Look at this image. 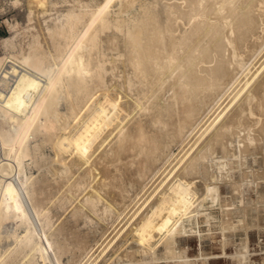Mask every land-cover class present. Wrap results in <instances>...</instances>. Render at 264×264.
<instances>
[{"label": "bare ground", "instance_id": "6f19581e", "mask_svg": "<svg viewBox=\"0 0 264 264\" xmlns=\"http://www.w3.org/2000/svg\"><path fill=\"white\" fill-rule=\"evenodd\" d=\"M10 1L25 2L28 25L14 27L3 39L0 57V109L17 121L11 138L0 135V243L13 238L3 249L0 244V264H17L19 255L27 264H48V249L36 237L50 223L55 181L46 174L38 178L33 165L62 177L77 165L89 166L87 172L100 169L94 190L79 201L93 211L106 195L126 205L132 186L143 190L145 178L151 181L160 171L153 192L137 206L141 194H135L131 214L88 264H134L109 254L123 252L129 234L126 246L140 247L150 256L147 264H206L226 255L228 234L251 228L246 212L258 217L264 211V164L256 168L248 161L261 155L264 162V0H146L139 6V0H66L70 4L56 7L54 15L49 5L57 1ZM39 13L45 23L34 19ZM153 87L159 99L170 93L164 100L140 101ZM122 91L137 96L133 115ZM173 141L182 144L179 156L164 151ZM46 143L53 155L41 151ZM252 146L260 152L252 153ZM226 184L230 192L223 195ZM81 206L71 214L77 221L86 209ZM110 207L100 208L99 219L110 215ZM60 226L57 234L74 225ZM183 228L182 236L200 240L193 257L178 242L171 248ZM216 232L221 251L203 252L201 240ZM160 244L166 248L162 259L155 251ZM252 253L245 238L227 255L235 264H251Z\"/></svg>", "mask_w": 264, "mask_h": 264}, {"label": "rangeland", "instance_id": "374dc122", "mask_svg": "<svg viewBox=\"0 0 264 264\" xmlns=\"http://www.w3.org/2000/svg\"><path fill=\"white\" fill-rule=\"evenodd\" d=\"M9 1L10 0H0V57H2L5 53L4 46L2 43L3 39L5 37H8V36L13 34L14 27H16V26L21 27V26H25V25L27 26L28 25V21L26 19L27 18V16H26L27 15V10H26L27 8H26V4H24L25 2L24 1L21 2L20 5L19 4L14 5V3H11V1L10 2ZM53 1H57V3L55 4V6L49 5V7L51 8L50 11H51L52 15L56 14L57 11H60L61 8L63 9V7L65 8L70 4L69 3L70 1H69V2H67V4H68L67 5L66 0H53ZM89 1L95 2L96 0H89ZM99 1L100 0H97L96 3ZM150 1H153V0H150ZM144 2L146 3V0H142V1L139 0V1L135 2L134 5L139 6L140 3L142 4ZM96 3H94V4H96ZM53 7H54V9H53ZM56 7H57V11H56ZM39 14H41L40 15L41 18L39 16ZM39 14H34V16L36 15L34 19H37L36 17H38V19L42 22V19H45V17L43 16L42 13H39ZM48 15H49V13L45 14V16H47V17H48ZM36 21L37 20H34V23H36ZM42 23H45V21ZM150 90H148L150 92L147 91L148 94H150L151 96L153 94H155L153 96L154 97L156 96V98L150 97V95H148L146 92L147 95L146 94L140 95L139 100L143 101V100H146V98L150 99V100L159 99L158 95H160V90L157 91L154 87L151 88ZM168 93H170V91H166V92L164 91V93L160 99L163 98L162 100H164L166 98V96L168 95ZM130 94H128V96L125 95V96H127V99H126V97L124 96V92L122 91V95H123L122 100L123 101L124 100H128V101L130 100L129 101L130 102L129 108L131 110V115H133L137 110V106H135L136 105L135 99L137 98V96L135 95V93L133 94V92L132 93L130 92ZM131 96H135V98L133 99V97H131ZM142 97L145 99H143ZM60 106H61L60 107L61 109H64V103H61ZM132 108H135V109H132ZM142 112H144V114L141 117H145L148 113V110H145ZM135 116H138V115L135 114ZM172 121H175L177 123V117L175 115H173ZM176 123L173 122L174 125ZM16 126H17V121L14 119V116L9 115V114H5L0 109V135H2L5 138H11V136H13L15 134ZM197 134L198 133H196L195 135H197ZM38 136H41V135L40 134L37 135L36 136L37 138L33 137L34 139L31 138L30 139L31 142L34 143L35 141H38L40 138V137L38 138ZM180 144L181 143L179 141L178 142L177 141L170 142V143H168V146L166 147L168 150L166 151V148H165L164 151L167 154H170L171 157H173L172 155H176L179 152L177 154L179 156L183 152V150L180 151L182 148V144L181 145ZM42 146H41V151L45 155L46 154H49V155L54 154V152H53L54 150L51 148L52 146H50V144L46 143ZM251 151L254 154L259 153L260 148L252 146ZM171 153H174V154H171ZM65 155H67V154H65ZM0 157H1V155H0ZM29 161L30 160H27V162H29ZM248 161H249V164H252L256 168H259L260 166H262L264 164L263 158L261 155H258L257 158H254V159H252V157L250 156L248 158ZM77 166H73L75 168L72 167L73 172L64 173L65 175L63 174V177H62V175H58L59 173L56 175H52L51 173L47 174L48 171H47L46 167L44 168V166L37 169V167L33 165L30 169L34 175H37L38 178L41 177L43 174H46L47 178L49 176L53 177V180L51 179L52 177L48 178V179H50V181L51 180L55 181V182H52V185L54 187L51 186V194L53 193L52 194L53 198L48 203V206L50 207V223L48 226L39 228L38 236L36 237V238L40 239L42 244L45 247H47V249H48L45 253V255L47 256L46 261L48 264L50 262H52L53 264H58L59 262L62 264H84V263L88 264V262L91 261L92 257H94V254L99 253L100 249L103 246H105V244H107L111 238L114 237L113 235H115L118 228L124 223V221L127 219V217L131 214V212L133 211V208L130 210V207H131V205H133L135 203L134 201H136L135 200L136 198H134L135 194L138 193L139 195H137V196H140V194H141V197H140L141 200L139 199V201H137L136 204H134V206H137L140 201H142L146 198V195H148L149 192H153V190L155 188L154 185H157V183L160 179L159 177L162 176V175L158 176L160 173V171H159L154 176L155 178L153 177L151 179V181L147 180L145 178L144 182L148 181L149 183L148 182H147L148 184L146 183L147 186H145L143 188V190H142L141 185H139L138 183H136L134 186H132L130 191H131L132 195L133 194L134 195L131 196L132 198H130V199H132L131 201L134 203H132L130 200H128L129 202L126 201L127 203L125 205V202H123L122 200H115L113 198L110 199L111 198L110 196L107 197V195L106 196L103 195L105 197L101 196L100 200L96 203V210L93 211V210L88 209V208H91L90 207L91 205L90 206L88 205L87 208H86V206H83V208H82L81 204L84 201L83 198L86 196L85 195L86 192H88V191L90 192V191L94 190L93 185L95 184V182L98 180V178L100 176V173H99L100 169L98 170V168H97V169L93 170L94 172H92V171L87 172L86 169L89 166L86 168L85 167L83 168L84 165L81 166L82 168L79 166L77 167ZM76 167H77V169H76ZM74 170H75V172H74ZM97 170H98V174L96 173ZM145 170L148 172V170H149L148 167H144L142 169V172H146ZM1 174H2V171L0 169V179L2 176ZM39 175H41V176H39ZM238 175H239V172L236 170L234 172V176L238 177ZM55 176H56V178H55ZM142 177H143V175H142ZM157 178H158V181H157ZM141 179L143 180V178H141ZM153 179L154 180L156 179L155 182L154 181L152 182ZM76 180H80L81 182L74 184V182H76ZM151 183H153V185ZM70 185H72L71 189L67 190V187ZM262 185H264V184L262 183L259 186V189H262ZM58 186H60V188ZM145 190H146V192H145ZM221 191H222L223 195L229 194L230 186L228 184L222 185ZM142 193H144V194L142 195ZM65 195L68 197H66ZM250 196H251V198H256V193H255L254 189H251ZM133 198H134V200H133ZM80 199H81V201H80ZM79 201H80V203L81 202L82 203L80 204ZM107 202L110 204H108ZM204 203H205L204 207L207 208V210H210V208H211L209 206L210 201L206 200V201H204ZM128 204H131V205H128ZM101 205H103V206L104 205H111L110 211H108L109 213L107 212L110 215L104 214V217L105 216L106 217L99 219L100 215L103 214V213L100 214V211H101L100 208L103 207ZM78 206H81V211L84 208H86L87 210L84 209V210H86V212L84 210L82 212H80V214L78 215V217L79 216L80 217L78 218V221H77V220H75V218L71 214H73V211H74L73 209L77 210ZM125 206H126V208H125ZM127 210H128V212H127ZM212 211L214 212V214L219 213V209L217 207L213 208ZM217 211H218V213H217ZM95 212H96V214H95ZM82 213H84L86 216L89 213V215L86 218V216ZM97 213L100 215H98ZM199 219L203 220L204 217L201 216ZM255 221L260 224L259 228L257 226H253L247 231V233H245L242 230H239V231L231 232L228 234L229 242L226 245V251H227V254L228 253L229 254L234 253L236 250H238L239 245L243 242V240L246 237L248 245H249V249H250V251L253 252L252 253L253 255H251V261H250L251 264H264V211H263V209L260 210L258 218ZM64 223L68 224V225H74V226L72 227V229L68 230L69 232L66 231L65 232L66 234L65 233L64 234L63 233L57 234V232H56L57 227H59L61 224H62V226L65 225ZM78 229H80V230H78ZM70 231L72 233H70ZM18 232L23 233V228H19ZM113 232H115V233H113ZM183 232H184V228L182 231H180L176 234L171 248L173 249L174 242H178L179 248L180 249L185 248L187 254L189 256L193 257L196 254H198V252H199L200 240L196 235H188V236L183 235L182 236L181 233H183ZM108 236H110V237L108 238ZM130 238H131V236L129 234L127 243L129 241L132 242V239L130 240ZM219 238H220V234L217 232L214 233L212 237H209V236L204 237L201 240V248H202L203 252H205V253L220 252L221 247H220V243H219ZM12 241H13V238H8V239L3 238L2 242L0 243L1 248L3 249L4 247L11 245ZM121 242H123V239ZM123 243H124V244H122L123 245L122 246L123 252L118 250L117 253L115 254L114 252L112 253V250L108 249L109 247L107 248L108 250H110L109 254L111 255V258H113L116 261L127 258L129 260H134V264H138V263L139 264H147L146 262H148L150 256H147V255L144 256L140 247H136L132 251V249H130V247L126 246V244H127L126 242H123ZM235 248H236V250H235ZM90 249H93V250H90ZM165 250H166V248L164 247L163 244H160L159 246H157L155 248V251L157 252V258L162 259L166 254ZM124 252L126 253L127 257L121 256ZM91 253H92V256H90ZM125 253H124V255H125ZM131 253H133V255H131ZM226 255L212 257L209 259L208 264H235L236 263L231 257H229L228 255H227L228 256L227 257ZM34 259L36 261H38L39 263L42 262V259L40 258L38 253H35ZM146 259H148V260H146ZM15 262H17V264H27V258H22V256L19 255V256H17ZM148 264H153V263L149 262ZM154 264H183V263L182 262H178V263L172 262L171 263V261L161 260L160 262L158 261Z\"/></svg>", "mask_w": 264, "mask_h": 264}, {"label": "crops", "instance_id": "0c3cea01", "mask_svg": "<svg viewBox=\"0 0 264 264\" xmlns=\"http://www.w3.org/2000/svg\"><path fill=\"white\" fill-rule=\"evenodd\" d=\"M257 218L258 217H253V212L247 211L246 215H245V221H246L247 226L253 227V226L257 225L258 222L255 221V220H257ZM208 262L206 264H208Z\"/></svg>", "mask_w": 264, "mask_h": 264}]
</instances>
